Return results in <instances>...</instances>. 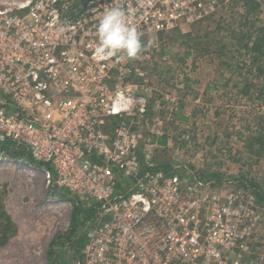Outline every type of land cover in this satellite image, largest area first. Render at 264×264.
Segmentation results:
<instances>
[{
  "label": "built area",
  "instance_id": "built-area-1",
  "mask_svg": "<svg viewBox=\"0 0 264 264\" xmlns=\"http://www.w3.org/2000/svg\"><path fill=\"white\" fill-rule=\"evenodd\" d=\"M234 1L0 0V162L45 164L55 195L95 209L73 264H264L254 188L157 168L145 154L141 68L93 53L98 19L113 5L152 44ZM156 103L159 138L178 97Z\"/></svg>",
  "mask_w": 264,
  "mask_h": 264
},
{
  "label": "rangeland",
  "instance_id": "rangeland-1",
  "mask_svg": "<svg viewBox=\"0 0 264 264\" xmlns=\"http://www.w3.org/2000/svg\"><path fill=\"white\" fill-rule=\"evenodd\" d=\"M151 39L156 46L143 43L133 59L150 96L145 154L187 178L248 182L264 235V0H236ZM167 94L178 97L176 119L156 138L151 130L163 111L156 102ZM14 163L0 162V264L75 263L85 224L73 222L72 202L51 191L45 164Z\"/></svg>",
  "mask_w": 264,
  "mask_h": 264
},
{
  "label": "clouds",
  "instance_id": "clouds-1",
  "mask_svg": "<svg viewBox=\"0 0 264 264\" xmlns=\"http://www.w3.org/2000/svg\"><path fill=\"white\" fill-rule=\"evenodd\" d=\"M97 44L93 50L98 61L112 58L132 60L143 51L142 33L123 6L116 4L107 8L99 17L95 29Z\"/></svg>",
  "mask_w": 264,
  "mask_h": 264
},
{
  "label": "trees",
  "instance_id": "trees-1",
  "mask_svg": "<svg viewBox=\"0 0 264 264\" xmlns=\"http://www.w3.org/2000/svg\"><path fill=\"white\" fill-rule=\"evenodd\" d=\"M260 40H263L262 39H259V38H256L255 40V43H256V47H257V44H258V49L260 48ZM258 75H260V77H264V69L262 67H259L258 68ZM251 88V84L249 85H246L244 87V91L247 93ZM261 91H264V88L261 89ZM13 157H18L20 156V152H16V153H13L12 154ZM157 168H163V169H166L165 167L163 166H160L158 165ZM166 170H170V169H166ZM72 204H73V222L74 223H84L86 225V222L89 218H91L95 212V209L94 208H88L86 207L84 204L80 203V202H77V201H73L71 200ZM85 234H82V235H79L78 237V241H77V244H79V248H82V246L84 245L85 243ZM55 243V242H54ZM80 255H81V251H80ZM79 255V257H80Z\"/></svg>",
  "mask_w": 264,
  "mask_h": 264
},
{
  "label": "bare ground",
  "instance_id": "bare-ground-1",
  "mask_svg": "<svg viewBox=\"0 0 264 264\" xmlns=\"http://www.w3.org/2000/svg\"><path fill=\"white\" fill-rule=\"evenodd\" d=\"M12 162L14 163V162H16V161H14V160H12ZM13 163H11V164H13ZM9 164V163H8ZM17 163H14L13 165H16ZM34 175V173H29L28 174V176L30 177V176H33Z\"/></svg>",
  "mask_w": 264,
  "mask_h": 264
}]
</instances>
